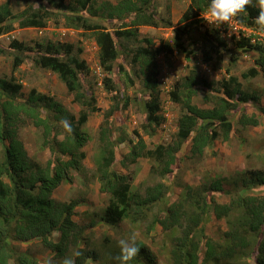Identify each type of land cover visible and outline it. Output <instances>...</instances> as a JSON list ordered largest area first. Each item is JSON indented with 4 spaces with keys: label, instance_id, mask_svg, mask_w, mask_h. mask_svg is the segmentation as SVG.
Listing matches in <instances>:
<instances>
[{
    "label": "trees",
    "instance_id": "obj_1",
    "mask_svg": "<svg viewBox=\"0 0 264 264\" xmlns=\"http://www.w3.org/2000/svg\"><path fill=\"white\" fill-rule=\"evenodd\" d=\"M20 1L0 3V37L17 26L43 28L54 19L57 23L63 20L66 27L80 30L82 35H90L99 46V61L107 73L105 84L113 104L104 112L99 126L96 138L99 154L95 158L93 176L100 190L108 195V203L101 212L86 211L83 217L88 218V222L80 223L73 218L79 201L54 197V191L63 182H73L74 172L86 173L84 147L92 136L85 126L90 115L100 110L95 89L87 84L91 71L82 57V47L74 42L53 40H40L33 45L18 39L7 46L0 45V54L13 56V68L31 57L34 66L56 73L74 102L82 106L76 115L55 97L36 89L23 98L19 95L23 85L13 75H0V143L3 145L0 150V264H42L29 248L35 241L55 251L57 256H63L72 246L81 244L86 229L100 221L117 228L125 219L148 235L154 236L151 232L160 227L171 233L168 246L171 264H229L251 248L253 264H264V193L259 194L264 190V167L242 171L239 168L204 186L185 183L181 185V197L167 207L164 205L169 201L171 185L159 180L145 189L136 188L135 174L120 173L114 167L119 158L125 166L149 158L153 161L151 172L164 177L173 172L179 152L186 144H191L193 154L203 155L215 140H229L235 128L232 114L234 119L239 116L242 125L259 124L255 115L249 116L244 111L246 103L261 101L264 88H254L253 84L245 86L232 67L242 53L255 51L258 53L256 67L248 68L242 76L246 81L260 74L264 76V45L243 35L225 38L216 28H206L198 37L192 36L203 24L201 15L207 11L210 0H191L176 26L171 18L160 14L156 0H119L116 3L110 0H28L26 7L16 12L15 2L20 4ZM257 15L258 9L249 6L246 12L238 15L237 21L256 28L254 18ZM101 20H106L107 25ZM113 20L121 23L110 27L108 22ZM143 26L173 27L172 43L161 40L156 45V40L141 32ZM185 37L190 38L188 44ZM189 44L200 47L204 60L210 62L213 69L221 68L228 56V76L218 81L210 80L192 69L177 81L169 94L180 108L177 133L171 143H159L150 148L140 130H135V138L123 127L115 126L113 118L137 103L144 118L140 129L154 136L165 120L161 113L156 57L162 52L181 51L189 58L197 51L189 50ZM120 72L127 77L124 85L118 82ZM200 86L206 88L203 102L209 104L207 108L192 102ZM129 87L135 89L133 95H129ZM142 91L148 92L147 98L143 99ZM260 112L264 114V108ZM62 118L71 122V134L59 125ZM27 119L41 129L42 147L50 150V157L44 164L29 156L17 136L14 124ZM125 143L130 148L123 157L118 148ZM215 194H226L230 200L220 203ZM235 211L240 212V217L235 216L234 221L229 219L230 227L224 232L222 241L206 235L205 221L211 212L222 219ZM56 234L59 236L55 237ZM18 245L27 247L22 250ZM78 250L83 254L76 264H82L88 253L81 247ZM157 260V254L143 246L133 262L155 264Z\"/></svg>",
    "mask_w": 264,
    "mask_h": 264
},
{
    "label": "rangeland",
    "instance_id": "obj_2",
    "mask_svg": "<svg viewBox=\"0 0 264 264\" xmlns=\"http://www.w3.org/2000/svg\"><path fill=\"white\" fill-rule=\"evenodd\" d=\"M6 0H0V3ZM102 1V0H100ZM114 3L119 0H110ZM191 0H156V8L160 14L165 18H171L174 26L179 24V20L182 18L184 12L187 10ZM28 0H21L20 4L15 2L16 12L23 10L26 7ZM203 18V17H202ZM204 19V18H203ZM101 23L107 25L106 20H101ZM121 21L113 20L109 21L110 27L119 25ZM198 31H194L192 36L198 37L199 32L204 31L206 28H215L209 25L207 21L201 23ZM16 29L10 33H7L0 37V45L7 46L12 40H24L27 43L35 44L37 41H65L74 42L82 47V57L87 61L90 67V75L87 78L88 86L91 84L95 89V95L97 98V105L100 110L92 113L89 117V121L85 126L87 132L92 136L84 147L87 152V157L84 160L86 169L85 174L74 172L75 177L72 183L63 182L55 191L54 197L69 201L77 199L79 205L76 207V213L73 218L80 222H88V218L83 217L86 211L101 212L108 203V195L100 190V184L98 180L94 178L96 163L95 158L98 156L99 151L97 147V136L99 126L104 119V112L110 108L113 102L110 100L111 96L108 92L105 84V77L103 76L100 85V77L96 74V66L99 61V51L96 41L90 37V35H82L80 30H73L72 27H66L63 20L57 23L54 19H51L47 26L43 28L33 27H15ZM219 29L225 38H231V36L237 35L234 28L231 25L223 24ZM144 35L151 36L156 40V45L162 41L171 42L174 37L173 27H147L140 28ZM68 31L66 34L63 32ZM242 32L240 31V35ZM189 37H185V42L188 44ZM199 46L201 43H197ZM198 45H188V49L197 50L195 55H190L188 58L186 53L181 51H175V53L167 54L162 52L157 55L156 60L158 62V80L162 98L161 113L165 115V120L157 129V133L150 137L143 130L140 129L143 115L139 110L137 103L129 105L123 111L115 114L113 122L115 126H121L126 129V133L136 138L135 130H140L143 134L148 146L150 148L157 144L171 143L178 130V115L179 105L178 103L170 99V91L177 81L184 78L187 74L191 73L192 69H196V72L200 76L207 77L210 80H220L224 76H228L226 67L228 64V56L225 57L223 66L219 69H213L210 62L204 60V56ZM36 49V48H35ZM35 50L32 52L34 55ZM258 53L255 51L244 52L241 54L239 61L233 65L232 71L234 74L240 76L245 86L253 84L254 88H264V76L262 74L250 80H245L242 73L250 67H256L255 59ZM34 57V56H33ZM0 75L12 76L20 82L23 87L19 95L25 98L32 89H36L39 92L46 93L47 95L55 97L61 101L68 109L78 115L82 106L79 103H75L72 99L73 96L69 93L66 85L59 79L58 75L49 69L34 66L33 59L30 57L18 68H13V56L10 53L0 54ZM121 84H125L124 73H118ZM107 76V73L105 74ZM249 81V82H248ZM135 91L134 88L129 87V95ZM206 93V88L200 86L199 93L194 96L193 103L202 108L209 107V104L203 102V95ZM143 99L148 97V92L141 93ZM20 97V98H21ZM261 108H264V96L259 103H246V110L244 114L249 116L255 115L259 120L257 125H242L238 119H234L231 115L234 130L230 134L229 140L219 138L213 142L212 145L206 148L203 155H196L190 150L191 144L188 143L179 152L178 162L173 165V172L168 173L166 176L161 177L151 172V164L153 161L149 158H142L136 164H129L125 166L120 158L116 162L115 170L120 173H132L135 174L134 184L135 187L145 189L150 184H155L157 181L165 182L167 185H171V195L168 196L169 201L164 205L165 207L172 201H175L181 197L182 187L181 185L187 183L193 186L208 185L216 178H224L231 175L233 172L239 170H248L252 168L264 167V114H261ZM26 119V118H25ZM17 131V136L24 143V146L30 157L45 163L50 157V150L42 147L43 137L41 129L31 123L29 119L23 121L20 120L14 124ZM13 126V127H14ZM63 136L60 135V138ZM8 141V138H7ZM3 145L0 143V150ZM130 145L128 143L119 145L118 151L121 156L129 151ZM254 192V191H253ZM252 193V191H249ZM256 193V192H254ZM264 190H261L259 194H263ZM215 197L220 203H227L230 197L226 194H215ZM163 206V205H161ZM240 217V212L235 211L228 218L217 219L215 214L211 212L210 216L205 221V233L209 238H213L222 241L224 238V232L229 229V219L234 221V217ZM231 217V218H230ZM85 221V222H84ZM146 227V226H142ZM133 232H136V246L140 249L143 246L150 247L157 254V263L155 264H171L169 256V232L163 231L162 228H158L156 232L152 231L154 236L145 233V230L132 224L128 219L123 220L117 228H112L109 225L99 222L93 228L85 230L81 244L72 246L70 250L63 256H57L55 251L44 248L38 241H35L29 248L35 253V255L43 262L51 260L53 264H60L61 260L65 256H70L79 247L86 250L88 253L87 258L82 264H118L115 257L119 255L120 248L118 241L121 238H128ZM172 235V234H171ZM56 234L55 237H58ZM26 245H18V248L25 250ZM252 249V248H251ZM250 250H246L242 256L236 257L231 260L229 264H253V259L250 257ZM91 255V256H90ZM93 257V258H92ZM129 264H135L132 261Z\"/></svg>",
    "mask_w": 264,
    "mask_h": 264
},
{
    "label": "clouds",
    "instance_id": "obj_3",
    "mask_svg": "<svg viewBox=\"0 0 264 264\" xmlns=\"http://www.w3.org/2000/svg\"><path fill=\"white\" fill-rule=\"evenodd\" d=\"M249 6L258 9V15L254 18V24L256 25V28H254L256 35L260 38H264V0H255V3H253V0H210L206 13L204 12L205 14L203 13L204 15L202 14L203 16L201 15V17L215 28H220L223 24L228 25L234 19H236L235 21L237 24L243 26L237 21V17L239 14L246 12ZM73 30L75 29L73 28ZM239 31H241V29ZM236 36L239 37L240 34ZM98 64L101 66L100 61H98ZM102 70L105 77L106 72L103 68ZM58 123L65 132L69 134L73 132L71 122L67 118H62ZM136 238L137 234L133 232L128 238L119 239L118 246L120 248V253L115 257L118 264H129L130 261L138 256L140 248L136 246ZM82 254L80 250H75L70 256H65L60 264H76L77 258ZM44 264H53V262L51 260H46Z\"/></svg>",
    "mask_w": 264,
    "mask_h": 264
},
{
    "label": "built area",
    "instance_id": "obj_4",
    "mask_svg": "<svg viewBox=\"0 0 264 264\" xmlns=\"http://www.w3.org/2000/svg\"><path fill=\"white\" fill-rule=\"evenodd\" d=\"M206 13V12H205ZM204 13V14H205ZM203 14V15H204ZM202 15V16H203ZM236 19H234L229 25H231V27L232 28H234V30H237L236 32H237V34H239L240 33V29H241V34L243 35V36H246V37H251V41L252 42H259V43H261V44H263L264 45V38H260V37H258L257 35H256V32H255V28L254 27H246V26H240L239 24H237L236 23V21H235ZM204 21H206L205 19H204ZM68 31H65V32H63L64 34H66ZM96 74L100 77V81H99V84L100 85H102L103 84V82H102V77L104 76V72H103V70H102V68H101V66H99V64H97V66H96Z\"/></svg>",
    "mask_w": 264,
    "mask_h": 264
}]
</instances>
